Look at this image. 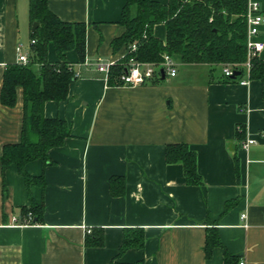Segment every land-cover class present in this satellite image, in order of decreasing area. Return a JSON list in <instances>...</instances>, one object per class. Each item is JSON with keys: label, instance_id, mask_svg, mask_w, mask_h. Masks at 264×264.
I'll list each match as a JSON object with an SVG mask.
<instances>
[{"label": "crops", "instance_id": "obj_1", "mask_svg": "<svg viewBox=\"0 0 264 264\" xmlns=\"http://www.w3.org/2000/svg\"><path fill=\"white\" fill-rule=\"evenodd\" d=\"M166 3L168 0H156ZM264 13V0H252ZM125 0H48L60 19L85 22V61L65 53L79 71L64 101L48 100L44 114L68 122L71 137L48 151L51 164L25 165L45 188H27L17 168L4 179L0 163V264H264V102L258 80H225L222 66L176 62V74L137 86L109 85L96 62L121 63L119 23ZM28 0H0V90L3 72L17 62L16 47H28ZM153 34L165 40V26ZM264 43V24L254 37ZM258 57L264 59V48ZM47 59L57 61L52 43ZM37 66L33 65L36 70ZM161 76V75H160ZM159 76V77H160ZM23 92L16 103L0 102V157L20 141ZM238 127H243L240 138ZM255 141L247 150L242 143ZM184 143L196 154L201 186L184 182L181 164L165 162L168 144ZM123 177L125 193L112 197L109 179ZM4 186V187H3ZM237 202L225 213V205ZM43 206L42 221L23 223L22 207ZM245 218L242 219V216ZM217 230L223 248L205 257L207 230ZM98 230L101 246L85 238ZM129 230H142V249L121 252Z\"/></svg>", "mask_w": 264, "mask_h": 264}, {"label": "trees", "instance_id": "obj_2", "mask_svg": "<svg viewBox=\"0 0 264 264\" xmlns=\"http://www.w3.org/2000/svg\"><path fill=\"white\" fill-rule=\"evenodd\" d=\"M248 0H168L161 3L156 0H125L120 12L119 23L124 27L121 35L115 37L111 46L115 51L124 45L126 51L136 44L134 53L140 61L158 63L164 53L170 54L181 63H205L222 65L224 63H242L247 58L246 48V9ZM29 23L38 25L30 33L29 62L9 63L3 72L0 90V102L7 107L16 103V88L23 92V116L20 141L7 144L2 148L0 157L1 174L14 165L23 177L25 185L45 188L41 175L31 177L25 172V165L40 160L43 166L52 162L48 151L63 146L71 137L68 122L62 118H49L44 114V104L48 100L64 101L68 97L69 84L77 77L74 65L65 58V53L75 50L78 62L85 61L86 23L70 22L60 19L48 7V0H28ZM163 23L165 40L153 34V27ZM52 43L57 61L47 59V49ZM127 54L123 60L127 58ZM249 79L258 80L261 85V97L264 102V59L253 56L250 59ZM36 65V70L33 69ZM224 77L228 81L241 78ZM121 71V63L113 65L109 71V85H119L116 77ZM158 80L160 77H153ZM243 127H238L240 138ZM167 164H181L186 185L201 186L202 179L197 172L196 154L184 143L168 144L165 148ZM4 187V186H3ZM109 193L112 197H121L125 193L123 177L109 179ZM237 200L225 205V214ZM22 215L31 214L30 224L42 221L43 206L30 202L22 207ZM24 222V221H22ZM26 222V221H25ZM98 230L90 231L86 236L87 246H101L102 239ZM144 233L142 230H129L123 237L121 252L127 249H142ZM215 248H223L215 228L207 230L204 252L209 259ZM224 264H236V259L224 250ZM137 264H143L139 262Z\"/></svg>", "mask_w": 264, "mask_h": 264}, {"label": "built area", "instance_id": "obj_3", "mask_svg": "<svg viewBox=\"0 0 264 264\" xmlns=\"http://www.w3.org/2000/svg\"><path fill=\"white\" fill-rule=\"evenodd\" d=\"M245 17L247 58L242 63H224L221 65L222 74L224 77H232L235 71H239L241 74L240 68H242V74L246 75V77L245 79L239 80V83L241 84H246L248 82L247 80L249 78L251 57L257 56L259 52L264 48V43L262 41L254 39V37L259 32L260 26L264 24V13L261 11L260 6L257 2L248 0ZM34 42V39H31L28 47H25L21 44L16 47L17 62L22 64H27L29 62V46ZM136 48L137 45L134 43L131 44V46H129L126 51V54L128 56L121 62V71L116 77L119 85L137 86L144 84L155 76L159 77L161 68H163L165 74H168L169 76H174L176 74V62L170 54L164 53L158 63L150 61H140L134 55ZM85 63L87 62L84 61V64ZM115 64L117 63L98 61L94 65L98 71L105 73L108 77L111 67ZM74 72L76 77L79 76L78 70L74 69ZM254 143V140L247 139L242 143L241 148L243 150H247ZM244 218L245 215L242 216V219ZM31 220L32 216L31 214H28L25 220L26 222L24 221L23 223H29ZM240 264L244 263L242 262Z\"/></svg>", "mask_w": 264, "mask_h": 264}, {"label": "water", "instance_id": "obj_4", "mask_svg": "<svg viewBox=\"0 0 264 264\" xmlns=\"http://www.w3.org/2000/svg\"><path fill=\"white\" fill-rule=\"evenodd\" d=\"M37 25H38V22H34V23H33V25L31 26V33H33V32L35 31ZM239 74H240L239 71H235V72H234V75L232 76V78H233V77H236V76L239 75ZM160 75H161V76H160L161 79H164V78H165V71H164L163 68L160 69Z\"/></svg>", "mask_w": 264, "mask_h": 264}]
</instances>
